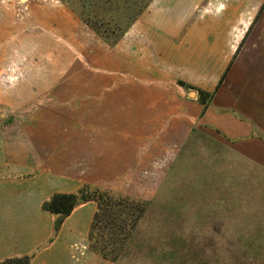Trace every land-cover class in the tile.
I'll use <instances>...</instances> for the list:
<instances>
[{
  "label": "rangeland",
  "instance_id": "374dc122",
  "mask_svg": "<svg viewBox=\"0 0 264 264\" xmlns=\"http://www.w3.org/2000/svg\"><path fill=\"white\" fill-rule=\"evenodd\" d=\"M149 1L0 0V122L26 124L45 154L58 150L77 168L91 167L83 185L112 201L141 209L150 202L136 227L137 252L118 250L121 236L99 222L97 237L111 264H156L158 243L181 234L205 264H264V166L243 154L244 136L224 131L230 120L250 121L242 111L244 80L235 81L264 79V0L203 5L236 12L231 64L210 91L201 87L216 68L206 67L211 55L201 46L191 53L199 66L182 75L161 69L165 79H148L142 89L137 79H121L133 69L118 72L116 43L129 39L122 34ZM193 88L213 92L201 113ZM138 91L149 93L151 103L138 109L151 114L139 122L130 106ZM235 91L240 110L228 106ZM117 124L124 131L113 130ZM67 165H59L61 172Z\"/></svg>",
  "mask_w": 264,
  "mask_h": 264
},
{
  "label": "crops",
  "instance_id": "0c3cea01",
  "mask_svg": "<svg viewBox=\"0 0 264 264\" xmlns=\"http://www.w3.org/2000/svg\"><path fill=\"white\" fill-rule=\"evenodd\" d=\"M207 1L151 0L141 8L132 19L130 30L122 34L129 39L116 43L118 72L122 69L123 74V69H133L131 77L123 74L121 79H137L135 82L142 89L149 83L148 79H165L161 69H174L182 75L189 66H199L191 53L201 46L211 55L206 67L216 68L208 71L213 79L201 88L205 91L216 88L221 72L231 64L236 12L228 5L218 13L216 7L203 8ZM131 40L134 42L129 43ZM242 80L247 100L242 111H246L244 114L251 122L230 120L233 124L224 131L229 138L244 136L243 154L264 166V138L261 137L264 135V79H240L235 83L241 84ZM142 92L131 95L130 106L135 111L133 121L137 117V122L141 115H151L138 111L140 107L148 109L151 106L149 93ZM234 96L228 98V106L240 110L236 103H241L240 96L236 91ZM141 100L144 104H140ZM195 108L203 112L200 104ZM252 122L260 130L253 131L249 125ZM119 125L112 129L124 131ZM30 128L26 124L16 126L0 122V261L33 255L30 264H111L89 250L88 235L97 210L95 202L77 205L53 236L54 216L42 209L43 203L53 194L77 191L90 180L91 167L87 171L77 168L76 161L61 157L58 150L45 154V146L29 135ZM45 157L52 166L43 165ZM67 163L66 170L61 172L59 165Z\"/></svg>",
  "mask_w": 264,
  "mask_h": 264
},
{
  "label": "trees",
  "instance_id": "16d2710c",
  "mask_svg": "<svg viewBox=\"0 0 264 264\" xmlns=\"http://www.w3.org/2000/svg\"><path fill=\"white\" fill-rule=\"evenodd\" d=\"M121 36H119L120 38ZM119 38L117 37L114 41L116 43ZM228 68L226 69V71ZM226 71L220 78L216 89L222 84L225 77ZM179 86L185 88L188 87L182 82H178ZM191 88V87H189ZM195 89V88H193ZM198 93V101L203 110L206 108L207 100L211 98L212 93L203 92L195 89ZM95 202L97 210L94 215L89 235H88V246L89 250L101 258L108 260L109 262L114 261L107 254L105 249L102 247L103 241L99 240L96 230L100 231V225L103 227L111 228V234L113 236L119 235L118 250H125L129 252H137L141 248L139 244V227L136 228L141 218L140 215L144 214V209L150 205V202L146 203L145 208H140L138 204H125L116 203L109 199V195L99 189L93 188L89 185H82L77 191L71 194H53L50 196L42 205V209L51 213L54 216L53 224V236L59 231L64 219L71 214L73 209L85 202ZM145 204V203H144ZM127 210V211H126ZM116 211V212H115ZM119 213L117 214V212ZM116 217L113 218V215ZM136 216V217H135ZM119 217L122 219L119 221ZM118 219V221H116ZM129 220V223H128ZM99 226V227H98ZM126 226L127 229L125 228ZM217 230L214 227L210 231ZM217 233L216 231L214 232ZM220 233V230H219ZM221 234V233H220ZM222 235V234H221ZM164 236V235H163ZM184 234L178 237H172L169 240L164 238L160 241L156 248V257L154 258L156 264H205L201 256L203 254L194 252L195 246L190 245L186 239L183 238ZM100 237V236H99ZM102 247V249H101ZM137 250V251H136ZM153 252V251H151ZM33 255H25L21 257H11L0 261V264H30Z\"/></svg>",
  "mask_w": 264,
  "mask_h": 264
}]
</instances>
